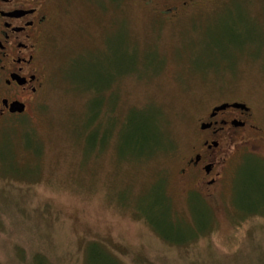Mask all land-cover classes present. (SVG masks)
Listing matches in <instances>:
<instances>
[{
    "label": "rangeland",
    "instance_id": "374dc122",
    "mask_svg": "<svg viewBox=\"0 0 264 264\" xmlns=\"http://www.w3.org/2000/svg\"><path fill=\"white\" fill-rule=\"evenodd\" d=\"M170 18L57 0L43 90L0 122V264H264V0ZM225 101L250 108L255 145L189 193L181 160Z\"/></svg>",
    "mask_w": 264,
    "mask_h": 264
},
{
    "label": "flooded vegetation",
    "instance_id": "af4514ba",
    "mask_svg": "<svg viewBox=\"0 0 264 264\" xmlns=\"http://www.w3.org/2000/svg\"><path fill=\"white\" fill-rule=\"evenodd\" d=\"M138 1L154 13L176 19L187 9L200 6L203 0ZM56 2L0 0V122L24 115L43 90L42 42L53 21ZM13 103L23 105L24 111L11 112ZM221 106L224 107L219 109ZM253 121L247 105L230 101L212 106L197 120L196 140L179 169L181 180L192 185L187 192L212 195L233 152L255 145L260 130Z\"/></svg>",
    "mask_w": 264,
    "mask_h": 264
},
{
    "label": "trees",
    "instance_id": "16d2710c",
    "mask_svg": "<svg viewBox=\"0 0 264 264\" xmlns=\"http://www.w3.org/2000/svg\"><path fill=\"white\" fill-rule=\"evenodd\" d=\"M229 34H232L233 32H231V30H228L227 31ZM137 139H139V140H142L143 139V137H142V135H139V137L137 138ZM161 233V232H160ZM162 234V238L164 239V240H166L167 241V239H166V236L164 235V233H161ZM92 247L91 248H94V247H96L95 246V244H92L91 245ZM97 255H99L97 252H96V250H93V249H91V255H90V258H91V263L92 264H106L105 262H104V260H102L100 257H98ZM109 260H111L112 261V264H118V263H116L113 259H109ZM37 264V263H36ZM38 264H40V263H38Z\"/></svg>",
    "mask_w": 264,
    "mask_h": 264
},
{
    "label": "water",
    "instance_id": "95a60500",
    "mask_svg": "<svg viewBox=\"0 0 264 264\" xmlns=\"http://www.w3.org/2000/svg\"><path fill=\"white\" fill-rule=\"evenodd\" d=\"M234 106V105H233ZM224 106L219 107V109H222ZM10 111L11 112H17V113H22L24 111V106L21 104L13 103L10 106Z\"/></svg>",
    "mask_w": 264,
    "mask_h": 264
}]
</instances>
